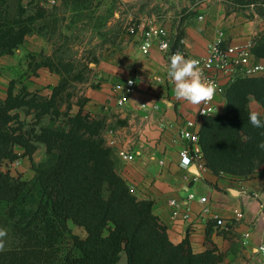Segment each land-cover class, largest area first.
<instances>
[{
	"label": "trees",
	"instance_id": "1",
	"mask_svg": "<svg viewBox=\"0 0 264 264\" xmlns=\"http://www.w3.org/2000/svg\"><path fill=\"white\" fill-rule=\"evenodd\" d=\"M22 0L16 6L0 0V57L11 54L24 37L33 31L42 33L53 26L39 3ZM88 0H65L76 9ZM56 9L55 4L50 6ZM28 11H30L28 13ZM44 22L37 27L38 19ZM173 50V49H172ZM250 52L264 58V41H252ZM36 67H46L51 73L62 75L51 57L39 61ZM62 82L51 89L49 97L22 89L0 98V165L31 156L38 148L46 147L45 159L33 165L31 179L14 177L0 166V223L9 226L14 244L0 252V264H217L222 255L215 254L214 246L194 253L188 238L171 243L165 226L152 213L151 200L137 199L117 174L112 152L104 143V126L82 113L87 98L81 99L79 110L65 115L57 127L35 132L33 124L23 130L17 109L25 106L24 95L36 97L32 109L36 124L58 111L62 96ZM22 94V95H21ZM253 96L264 106V77L249 80L238 78L225 91L224 114L208 118L204 132L203 119L198 130L201 161L214 174L247 177L264 162V128H255L249 121L246 108L248 97ZM22 97L19 100V97ZM66 124L67 128L63 127ZM201 137V138H200ZM15 147L22 153L15 151ZM262 151V155L260 153ZM258 155V166L240 172L227 166L228 159L246 160ZM82 228L85 237L71 233L68 223ZM71 241V248L65 247ZM124 262H121V256Z\"/></svg>",
	"mask_w": 264,
	"mask_h": 264
},
{
	"label": "crops",
	"instance_id": "2",
	"mask_svg": "<svg viewBox=\"0 0 264 264\" xmlns=\"http://www.w3.org/2000/svg\"><path fill=\"white\" fill-rule=\"evenodd\" d=\"M104 1L114 8L115 21L128 26V30L135 28V33L122 34L116 46L100 59L99 79L84 92L87 100L81 110L103 120L106 130L102 137L112 152L117 174L137 199L152 201V213L165 226L171 243L178 244L187 237L194 253L214 246L215 254L222 255L217 264H264L257 252L258 246L264 244V162L247 177L214 174L208 168L198 170L184 164L180 152L186 144L179 139V133L187 129L186 122L190 120L200 128L198 107L175 97L165 54L156 43L143 54L139 29L140 25L162 27L171 50L183 52L186 58H202L207 45L219 33L228 45L264 41V0ZM21 4L28 7L29 1L22 0ZM23 43L4 55H15ZM252 61L264 65V58L253 56ZM35 68L42 72L40 79L45 75L50 78L49 93L38 92L49 97L58 78L46 67ZM128 79L134 80L133 92L119 106L117 100ZM12 84L10 79L7 89ZM216 107L218 114L225 111V96L216 98ZM79 109L75 107L74 113ZM248 109L259 112L264 120V107L253 98ZM109 129L112 135L106 133ZM119 151L134 158L123 160L118 157ZM18 160L12 163L18 164ZM33 175L29 170L22 178L31 179ZM190 194L192 199H188ZM185 211L189 214L186 220L182 218ZM237 211L243 213V218L233 221ZM213 216L229 220V226L217 227Z\"/></svg>",
	"mask_w": 264,
	"mask_h": 264
},
{
	"label": "rangeland",
	"instance_id": "3",
	"mask_svg": "<svg viewBox=\"0 0 264 264\" xmlns=\"http://www.w3.org/2000/svg\"><path fill=\"white\" fill-rule=\"evenodd\" d=\"M5 1L6 4L11 3L14 6L17 3L16 0ZM28 1L44 3V7L48 10L41 11H44L45 14L49 13L47 19L51 22L53 28H46L41 34L36 31L31 32L26 36L27 39L15 55H3L0 58V98L3 99L5 97L8 89H11L12 93L16 94L26 87L27 92L36 93L37 95H39L38 92L41 94L49 93V86H51L50 81H48L50 79L49 76L45 75L44 79H40L39 75L42 72L38 71L35 66L39 61H43L45 57H51L52 61L56 63L58 69L62 72V75H59L49 71L58 78V83L62 82V90L58 96L63 98L58 111L52 114L50 112L45 113L44 117L36 124L34 119H32V109L29 113L27 112L28 106H30L29 102H31L29 99L32 98V102H36L38 100L37 95L33 97L24 95L26 105L17 109L19 121L23 124V130L30 128L31 123H35L32 128L35 132H39L43 128L57 127L62 120H66L65 115L74 114L75 107L80 106L79 102L85 97L84 92L86 89L94 87L99 79L97 65L100 59L110 50V47L116 46L122 34H130V31L128 26L120 25V23L115 21L114 8L110 7L104 0H88L86 3L79 4L76 9L73 8L72 3L65 4V0ZM51 2H54L56 9L50 7ZM43 22L44 19H38L37 27ZM260 77H264V73L246 78L252 80ZM10 79L13 84L9 85L7 89ZM21 98L20 96L19 100ZM252 98L257 101L251 95L248 97L246 108L249 113L248 103ZM224 113L225 111L221 114ZM90 119L102 123L106 130L102 119L91 116ZM209 119L205 123V133L209 127ZM63 127L67 128L66 124ZM36 145L38 148L29 158L28 156L20 158L18 164L4 160L0 165L1 168L12 176L21 178L29 170L34 172L32 166L38 165L43 161L46 153V147L42 142L36 143ZM17 151L22 153L18 147ZM260 153L262 155L261 150ZM259 159H261V156ZM259 159L257 153L246 160L230 158L227 166L241 173L253 167V163L254 166H258L260 163ZM68 226L73 235L80 238L85 237V232L82 228L74 226L71 222L68 223ZM0 228L7 230V237L5 238V250H7L14 244L15 238L8 225L0 223ZM65 247L71 248L70 239H68ZM121 262H124L123 255L121 256Z\"/></svg>",
	"mask_w": 264,
	"mask_h": 264
},
{
	"label": "built area",
	"instance_id": "4",
	"mask_svg": "<svg viewBox=\"0 0 264 264\" xmlns=\"http://www.w3.org/2000/svg\"><path fill=\"white\" fill-rule=\"evenodd\" d=\"M138 28V27H137ZM139 29L142 34V41L140 43V50L143 54H147L151 45L156 43L158 49L166 56L167 65L170 63V56L176 53V50H171L167 33L162 27L153 25H140ZM130 33H135V28H130ZM181 52V51H179ZM183 53V52H181ZM253 54L250 52V44L243 45H228L224 42L221 33L217 38L209 43L206 48V55L202 58H197L199 66L203 71L204 77L214 82L217 85L216 93L210 102L201 104L197 109V120L200 122L203 119L212 115L218 114L216 107V98L218 96H224L227 87L238 78H246L264 73V65L252 61ZM131 81V83H129ZM134 88V80L128 79L125 81L124 86L120 91L117 104L119 106L124 105L129 96L132 94ZM142 107H144L142 105ZM187 129L182 130L179 133V139L186 145L180 152L181 160L185 165H193L198 170H204L205 166L201 161V147L199 145L198 130L199 127L195 126L193 121L186 122ZM112 135V130L106 132ZM108 145L112 144V141H107ZM118 157L123 160H132L134 156L132 154L125 153L123 151L118 152ZM193 195H188V199H192ZM200 202H205V198H200ZM170 204L177 207L174 201H170ZM189 214L185 211L182 214L183 219H187ZM243 218V213L237 211L233 214V221H240ZM212 220L219 228H227L230 224L229 220L222 219L218 216H213ZM248 234H245L247 236ZM257 252L264 258V244H261L257 248Z\"/></svg>",
	"mask_w": 264,
	"mask_h": 264
},
{
	"label": "clouds",
	"instance_id": "5",
	"mask_svg": "<svg viewBox=\"0 0 264 264\" xmlns=\"http://www.w3.org/2000/svg\"><path fill=\"white\" fill-rule=\"evenodd\" d=\"M169 60L167 75L174 85V95L177 99L195 107L213 100L217 85L204 77L198 60L186 58L179 51L172 54ZM249 121L255 128H264V120L257 111L249 113ZM258 146L264 149V143ZM6 237L7 230L0 228V252L5 250Z\"/></svg>",
	"mask_w": 264,
	"mask_h": 264
}]
</instances>
